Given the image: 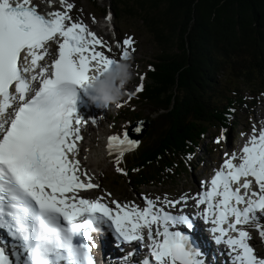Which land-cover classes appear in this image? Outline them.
I'll return each mask as SVG.
<instances>
[{"label":"snow or ice","instance_id":"1","mask_svg":"<svg viewBox=\"0 0 264 264\" xmlns=\"http://www.w3.org/2000/svg\"><path fill=\"white\" fill-rule=\"evenodd\" d=\"M60 3L63 11L41 12L32 0H0V230L14 241L10 256L0 248V264H95V225H100L97 233L107 226L118 241L138 242L141 247L147 229L155 264H205L190 235L177 230H192L193 218L157 207V201L175 208L189 199L198 208L206 206L198 216L213 225L214 242L227 246L231 264H264L248 243L249 232L237 227L252 225L264 237V125L258 132L253 127L240 162L233 163L235 153L226 158L210 189L194 197H146L142 209L116 200L109 207L102 196L77 197L79 191L99 185L75 158L86 122L74 118L72 86L83 87L94 65L111 69L116 59L97 50L107 46L85 24L73 22L69 13L74 5ZM54 39L60 42L50 72L41 61ZM117 47H122L121 59L129 57L135 52L134 39H124ZM142 91L141 84L136 92ZM137 146L127 133L108 137L109 154L116 155L117 165ZM116 171L126 175L119 167ZM128 256L122 264H128Z\"/></svg>","mask_w":264,"mask_h":264},{"label":"trees","instance_id":"2","mask_svg":"<svg viewBox=\"0 0 264 264\" xmlns=\"http://www.w3.org/2000/svg\"><path fill=\"white\" fill-rule=\"evenodd\" d=\"M110 2L115 17L145 32L153 45L152 83L136 101L161 113L147 143L123 169L124 180L138 187L185 172L174 160L190 146L192 152L209 128L227 120L226 114L247 112L256 94L263 93L264 0ZM121 182L115 178L112 184L122 187Z\"/></svg>","mask_w":264,"mask_h":264},{"label":"rangeland","instance_id":"3","mask_svg":"<svg viewBox=\"0 0 264 264\" xmlns=\"http://www.w3.org/2000/svg\"><path fill=\"white\" fill-rule=\"evenodd\" d=\"M68 3H72V4H77L78 10H77V14L81 15L80 17L77 18L78 21L80 22H84L86 25H91V26H96L99 28H101V25L103 24V21L95 19L98 18L97 16L99 15V11L103 8H106L109 3L110 0H100L99 5L97 6V10L95 8H93L87 0H67ZM128 21V20H127ZM129 22V21H128ZM134 22V21H133ZM136 23V22H135ZM108 25V24H107ZM121 29H124V27L128 26L130 27L129 23H126L125 26H122L121 24H118ZM103 26V25H102ZM137 26V25H135ZM110 33L113 35L114 34L117 35L118 37V33L117 31L121 34L122 37H124L126 34L123 30H119L116 27L113 26V17L109 18V27H108ZM128 33H134L136 35V37L139 40V43L142 45H137L135 44V52L131 54V58L133 61V64L135 65V76L134 79L130 82V84L128 85L127 88V94L124 97V99L121 101V103L126 102V99L128 97V93H133L136 91V88L139 87L140 82H141V76L143 74V69L145 70L144 66L142 67L143 61H144V56L145 55H150L153 53V45L151 44V42L149 41L147 35L145 32H143L142 30H132L129 29L127 31ZM129 38V37H127ZM125 38V39H127ZM110 49V50H109ZM107 51H111V56L116 57L117 59H120V48L117 47V45H113L111 46V48H108ZM261 103L262 106L257 110V113L255 114L257 119H261L260 115L264 114V97L261 99ZM118 107L114 106L113 108H111L110 113H115L114 111L117 110ZM140 109V108H139ZM141 112L149 117L151 115L152 110L149 108H142ZM104 123V134L109 133V129L112 128L114 126V124L112 123L110 118H103ZM258 124H262V123H257L256 121H253L249 127H257L256 125ZM116 135L123 137L124 133H126L124 131V127L122 125L119 126L118 130L114 131ZM214 146L216 151H214L211 146H210V150H212V153H216L218 155H220L221 150L220 147L217 145V142H214ZM137 150V147L135 150L130 151V152H126L124 154V156L121 159V163L119 165H117L115 163L116 161V155L115 154H109V152H106V155H110V158L105 159L104 161H102L100 166H93L91 168V170L94 171L95 173V179H96V183H101V188L100 190L97 192V194L99 195V197H103V200H111L114 199L116 201H125V202H129V204H132L133 202H136L139 200V202L142 203L141 198L142 195L146 194L148 196H150L152 199L156 200L157 197H160L161 200L164 199L165 195H167L169 200H175L178 197H180L181 194H187V185L185 184L184 181V176H181L180 179L177 178V185L172 184V182L176 181L175 180H166L164 185H166L163 189L162 188H146V187H141L144 189H131V188H127V182L124 180L125 178H122L121 176V183H123L122 188L121 189H117V187L113 186V185H108V183H113L115 181L114 177H118V172L116 171L117 167H121L122 162L124 161L123 158L125 156H131V154H135ZM217 159L219 160V158L217 157ZM209 163L205 164V167L208 165ZM195 177L198 173H194ZM104 176V178H102ZM188 177H190L188 175ZM107 178V179H106ZM106 179V180H105ZM178 180L180 181V183H178ZM126 182V183H125ZM115 190H117L115 192ZM169 192H166V191ZM120 191V193H119ZM110 194V196L108 195ZM115 194V195H114ZM118 194V195H117ZM157 203L162 206V207H166V210H170L172 209V207H167L165 205L160 204L158 201ZM259 250H262V247H259Z\"/></svg>","mask_w":264,"mask_h":264},{"label":"clouds","instance_id":"4","mask_svg":"<svg viewBox=\"0 0 264 264\" xmlns=\"http://www.w3.org/2000/svg\"><path fill=\"white\" fill-rule=\"evenodd\" d=\"M135 67L132 58L116 59L111 69L103 65H94L88 81L83 88L88 101L101 109L110 110L118 105L126 96L127 88L134 79ZM107 145L103 136H97V145L87 155L93 165L100 164L106 158ZM93 232H99L100 225L93 226Z\"/></svg>","mask_w":264,"mask_h":264},{"label":"bare ground","instance_id":"5","mask_svg":"<svg viewBox=\"0 0 264 264\" xmlns=\"http://www.w3.org/2000/svg\"><path fill=\"white\" fill-rule=\"evenodd\" d=\"M37 0H32V3H34L35 4V2H36ZM49 3L51 4V7H49L48 5H49ZM36 5V4H35ZM39 7H40V9L41 10H43V11H56V9H55V7H54V5L52 4V1L51 0H42V2L39 4ZM60 41H59V39H55L54 40V42H53V44H51V45H53V47H55V45L56 44H58ZM49 50V55H47L46 57H45V59H44V61H48V60H50L52 57H54L55 56V54H56V51H54V50H50V49H48ZM85 125V124H84ZM101 125H97V127L94 129V130H92L93 128H90L89 130H90V133H92V137H97V132L99 131V130H101ZM87 132V130L85 129V133ZM107 151H109L108 150V147H107ZM78 153H80V150H78ZM102 163V162H101ZM101 163L100 164H97V165H93V164H91V166H89V167H87V168H85V170H86V172H87V174L90 176V175H95V173H94V171L93 170H91V167H93V166H100L101 165ZM92 177V180H93V176H91ZM117 190H115V192H116ZM95 193V191H94V189H92V191H91V194H94ZM119 193H120V191H119ZM115 195V194H114ZM118 195V194H117ZM209 237H210V235H209ZM3 238V237H2ZM0 243H1V241H0Z\"/></svg>","mask_w":264,"mask_h":264},{"label":"water","instance_id":"6","mask_svg":"<svg viewBox=\"0 0 264 264\" xmlns=\"http://www.w3.org/2000/svg\"><path fill=\"white\" fill-rule=\"evenodd\" d=\"M140 124L143 125L142 133L139 136L134 137L135 141H140L141 139H143L149 130V122L148 121H143Z\"/></svg>","mask_w":264,"mask_h":264}]
</instances>
